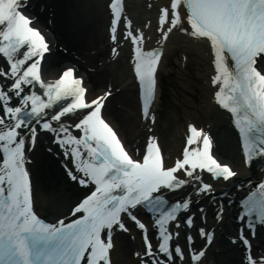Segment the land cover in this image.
Wrapping results in <instances>:
<instances>
[{"label": "snow or ice", "instance_id": "6c2138e0", "mask_svg": "<svg viewBox=\"0 0 264 264\" xmlns=\"http://www.w3.org/2000/svg\"><path fill=\"white\" fill-rule=\"evenodd\" d=\"M25 7L24 0H0V264H113L114 234L133 230L142 238L137 264H202L214 232L201 197L210 198L218 182L231 183L234 166L213 153L212 135L194 124L171 160L155 136L138 155L129 149L104 115L110 90L90 95L72 66L44 78L49 41ZM109 9L112 51L121 41L134 49L147 118L163 46L145 47V30L133 26L124 0H109ZM174 30L208 45L214 99L239 129L245 163L264 159V0H162L157 33L167 41ZM42 131L52 134L79 189L51 218L35 202L28 167ZM224 211L217 201V219ZM238 219L232 239L244 247L241 264H264V251L250 239L254 221L264 224V179L243 199Z\"/></svg>", "mask_w": 264, "mask_h": 264}, {"label": "bare ground", "instance_id": "6f19581e", "mask_svg": "<svg viewBox=\"0 0 264 264\" xmlns=\"http://www.w3.org/2000/svg\"><path fill=\"white\" fill-rule=\"evenodd\" d=\"M24 2L29 5V11L36 17L37 24L50 30L49 37L52 39L54 51L51 56H46L43 63L45 77H54L61 68L74 63L78 73L84 75L88 81L90 91L97 87L94 94L110 90L112 94L106 101L104 113L117 125L123 139L131 148L140 149L146 137L155 133L160 137L166 157L173 159L181 148L183 122L188 119L191 122L196 120L199 126L211 132L216 154L224 161L230 162L237 170L238 177L234 181L225 184L218 182L214 185L216 190L220 187L227 189L228 195L235 198L236 193L243 192L235 186L237 182L244 178L253 179L260 176V173L255 171V166L251 169L242 166L238 137L229 126L226 114L210 99L214 88L210 84V76L214 75V72L209 47L204 41L175 30L167 41L161 40L165 54L158 71L159 84L155 101L157 106L160 107L163 95L161 77L163 73L168 75L173 69L171 60L175 59L182 64L177 76L175 74L176 81L180 82L181 78L182 83L180 82V85L173 82L170 85L167 92L171 94L168 97L173 98L169 100L163 113H159L152 128L147 120L141 119L139 113L137 86L129 71L128 61L131 55L127 48L121 41L119 56L113 60L112 56L108 55L110 45L108 46L109 40L105 37L109 21L105 7L107 0ZM131 9L133 14L135 13L132 15L133 26L150 25L149 30L142 28L146 34L153 36L157 32L156 6L151 0H135ZM198 90H203L201 96H198ZM35 147L31 164L35 173V202L40 206L42 215L51 218L55 210H67L79 195V189L65 174L59 155L60 149L55 146L52 134L39 133ZM201 200L207 216L219 201L217 197L207 196H202ZM223 206L226 211L222 221L216 223L214 218L208 217L209 221L206 222L208 229L216 231L218 227L221 230L216 236L215 245L218 252L209 254L212 258L211 264H241L244 247L238 241L231 242L226 239L227 233L235 232L240 226L232 217L235 204L224 202ZM193 211H197V208L194 207ZM115 241L114 264H137L134 253L140 249L138 243L123 233H118ZM258 243L259 246H255L254 250L264 251V242L258 239Z\"/></svg>", "mask_w": 264, "mask_h": 264}, {"label": "rangeland", "instance_id": "374dc122", "mask_svg": "<svg viewBox=\"0 0 264 264\" xmlns=\"http://www.w3.org/2000/svg\"><path fill=\"white\" fill-rule=\"evenodd\" d=\"M174 59V58H173ZM171 65H172V67H173V69L172 70H170V73L168 74V75H166V74H162V77H161V79H162V82H163V84H162V89H163V95H162V98H161V104H160V107L158 108V112L161 114V113H163V111H164V109L167 107V105L169 104V100L171 101L172 100V98H171V96L170 97H168V95H170L171 93H169L168 94V86H170L173 82H176V84H180L181 85V81H182V79L180 78L179 80H180V82H178V81H176V76H177V74L179 73L178 72V69H179V63L177 62V60H171ZM175 74H176V76H175ZM173 78V79H172ZM161 82V83H162ZM198 96H201V93L199 94V92H198ZM199 100H200V98H199ZM201 101V100H200ZM163 104H165V106H163Z\"/></svg>", "mask_w": 264, "mask_h": 264}]
</instances>
